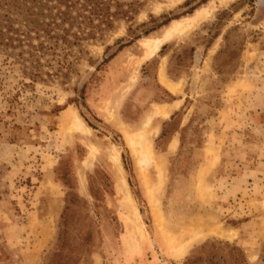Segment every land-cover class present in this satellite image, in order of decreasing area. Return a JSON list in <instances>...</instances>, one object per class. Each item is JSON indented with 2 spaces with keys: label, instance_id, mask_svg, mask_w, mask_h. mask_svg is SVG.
Masks as SVG:
<instances>
[{
  "label": "rangeland",
  "instance_id": "obj_1",
  "mask_svg": "<svg viewBox=\"0 0 264 264\" xmlns=\"http://www.w3.org/2000/svg\"><path fill=\"white\" fill-rule=\"evenodd\" d=\"M115 2L110 29L39 65L0 49V264H203L211 245L264 264V0ZM198 11L143 60L145 40ZM138 133L158 169L138 164Z\"/></svg>",
  "mask_w": 264,
  "mask_h": 264
},
{
  "label": "trees",
  "instance_id": "obj_2",
  "mask_svg": "<svg viewBox=\"0 0 264 264\" xmlns=\"http://www.w3.org/2000/svg\"><path fill=\"white\" fill-rule=\"evenodd\" d=\"M113 5L115 11L111 10ZM125 13L115 0H8L0 4V49L25 47L29 62L39 65V57L46 51L59 44L71 46L85 38L94 39ZM32 78L37 80L39 76ZM221 247L228 249L230 255L238 252L239 256H235L232 264H245L240 250L229 245H221L218 250ZM216 248L215 245L207 248L209 256L203 264L227 263L211 254ZM201 250L206 252L205 247ZM187 263L202 262L193 256Z\"/></svg>",
  "mask_w": 264,
  "mask_h": 264
},
{
  "label": "bare ground",
  "instance_id": "obj_3",
  "mask_svg": "<svg viewBox=\"0 0 264 264\" xmlns=\"http://www.w3.org/2000/svg\"><path fill=\"white\" fill-rule=\"evenodd\" d=\"M201 20H202V13H200L198 11L190 19H186V20H183V21H174V22H172L168 27L165 28L164 32L161 34V36L159 38L145 40L143 42V44H142V47H143L144 52H145L144 55H143L144 56L143 60H149V59L153 58L160 51V49L164 45H166L168 43H171L172 41H174V40H176L178 38L184 37L191 29L196 27V25L199 24L201 22ZM159 78H160V83L167 90H169L172 93L176 92L174 87L165 80V78L163 77V75L161 73H160V77ZM175 109H177V104L154 105L152 107L150 113L145 118L146 120H145V123H144V127L149 126V124L151 123L152 120H155V119H168L169 116L172 114V112ZM70 127H71L72 130H77L78 131V130H81L84 127V125H83L82 121L79 118L75 117L74 120H73V123H72V125ZM70 131L71 130H69L68 132H70ZM152 133L154 135H156L158 133V129L156 128L155 130H153ZM126 138L128 140V143L130 145H132V147L134 149H138L140 151L141 156H142V160L138 161V164L140 166H144V163H149L150 162V163H153L156 166V168L158 169L156 160L154 159V155L152 153L151 144H150L148 139H145L146 135L144 133L133 134L131 136L126 135ZM135 142H137V143H135ZM153 209H156V208H153ZM156 215L159 217V211L157 212ZM162 232H164V230ZM223 238H225V237H223ZM168 241H170V240H168Z\"/></svg>",
  "mask_w": 264,
  "mask_h": 264
}]
</instances>
